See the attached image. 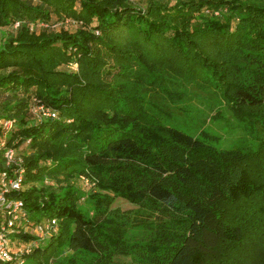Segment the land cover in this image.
<instances>
[{"label": "trees", "instance_id": "obj_1", "mask_svg": "<svg viewBox=\"0 0 264 264\" xmlns=\"http://www.w3.org/2000/svg\"><path fill=\"white\" fill-rule=\"evenodd\" d=\"M65 20L77 29L38 28ZM5 28L0 121L15 125L0 127V173L15 149L30 221H58L26 260L264 264V0H0Z\"/></svg>", "mask_w": 264, "mask_h": 264}, {"label": "built area", "instance_id": "obj_2", "mask_svg": "<svg viewBox=\"0 0 264 264\" xmlns=\"http://www.w3.org/2000/svg\"><path fill=\"white\" fill-rule=\"evenodd\" d=\"M19 26L20 23L15 24L14 29L17 30ZM38 28L49 29L51 27L43 23ZM71 69L77 71L78 65L73 64ZM31 112L43 118H57L56 112L46 108L37 99H34ZM14 125L13 120L0 121V127L6 134L13 129ZM2 147L4 148L5 144ZM4 157L7 169L0 173V264H25L26 257L32 252V246H20L19 249L14 250L10 247L9 239L30 233V230L39 238L55 235L58 232V221L47 220L38 223L30 221L25 203L16 196L22 191L24 183L25 171L22 167V159L13 148H6ZM83 181L92 186L88 180L83 179Z\"/></svg>", "mask_w": 264, "mask_h": 264}, {"label": "rangeland", "instance_id": "obj_3", "mask_svg": "<svg viewBox=\"0 0 264 264\" xmlns=\"http://www.w3.org/2000/svg\"><path fill=\"white\" fill-rule=\"evenodd\" d=\"M156 2V3H168L170 5H173L177 0H129V2L131 4H133L134 6L136 7H139V8H146L148 3L149 2ZM216 15L219 16V13L216 12ZM78 25L75 24L74 22H71L70 20H65V21H59V23L57 24V26H53L51 27L52 30H57V31H62V30H74V29H77ZM9 30L10 29H0V43L2 41H4L6 39V37L9 35ZM204 99V98H203ZM201 99L199 98H192V99H189L187 103H185L184 106H186V108H188L189 110H201V111H205L206 113L209 114V109L207 107V105L205 104V102L203 103L202 101H200ZM206 101V98L204 99ZM177 120L175 121L177 123V125L182 128V129H186L187 127V124H190V121L187 117H184L182 114L180 113H177ZM210 131H219V129L217 127H212V125L208 126V128ZM216 131V132H217ZM221 133H223L222 131H219ZM239 136L243 137V134L242 133H237V135L235 134H226V137L229 138L230 141H232L233 143H237L238 139H239ZM248 139V136H244L242 138V140H246ZM19 151L22 153H28V149H27V144H23ZM74 186L76 189L80 190V192H82L84 194V196H89V194L93 193L94 192V187H92L91 185H88L86 184L82 179H77L75 182H74ZM113 208H120L124 211H128V210H136L138 207L132 205L131 203H129L128 201L124 200V199H121V198H118L116 199L114 205H113ZM88 210V209H87ZM32 232V233H31ZM30 233L33 234H29L31 237H35L36 239L31 241V240H20V242L18 241V239H16V241L14 242L15 240V236L14 237H11L9 239V243H10V247L11 249H14V250H17L19 249L20 246H28V245H34V246H37L40 244V241L41 243H44L47 245L51 242V236H45V237H41L39 238L37 236V234H35L33 231L30 230ZM141 232L140 231H136L134 233V237L132 236V240H134V238L136 236H141ZM14 242V243H13ZM25 264H32L31 260H26ZM55 264H58V261L55 263Z\"/></svg>", "mask_w": 264, "mask_h": 264}]
</instances>
